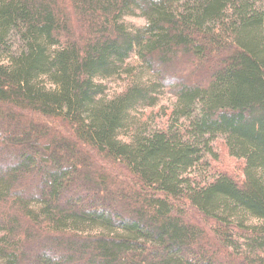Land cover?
<instances>
[{"label": "trees", "instance_id": "1", "mask_svg": "<svg viewBox=\"0 0 264 264\" xmlns=\"http://www.w3.org/2000/svg\"><path fill=\"white\" fill-rule=\"evenodd\" d=\"M0 262L264 264V0H0Z\"/></svg>", "mask_w": 264, "mask_h": 264}, {"label": "rangeland", "instance_id": "2", "mask_svg": "<svg viewBox=\"0 0 264 264\" xmlns=\"http://www.w3.org/2000/svg\"><path fill=\"white\" fill-rule=\"evenodd\" d=\"M124 21L130 28L143 27L146 24V19L141 16L139 12L135 13L134 15H128L124 17ZM137 61V58L133 57L130 61L132 63L131 65H135ZM106 83L108 85L109 93L112 94L116 91H120L123 88L125 81L123 79H112L107 81ZM172 102L173 97L169 94H164L161 96L159 105H157L153 109H146L145 117L150 127L162 125L166 122L167 117L165 116L164 112L165 109L172 104ZM213 148L215 154H217V159L211 157L208 158V161L211 165L210 168L212 169L214 176L222 172H227L234 176H240L242 162L231 157L228 154L226 148L224 147L222 138H218L214 141ZM201 170L205 169H203V167L201 166L199 171ZM0 264L2 263L0 262Z\"/></svg>", "mask_w": 264, "mask_h": 264}]
</instances>
